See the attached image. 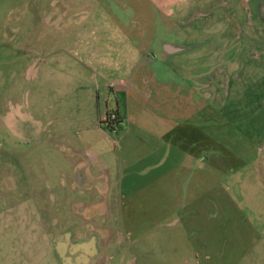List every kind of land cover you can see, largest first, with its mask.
<instances>
[{
    "label": "rangeland",
    "instance_id": "obj_1",
    "mask_svg": "<svg viewBox=\"0 0 264 264\" xmlns=\"http://www.w3.org/2000/svg\"><path fill=\"white\" fill-rule=\"evenodd\" d=\"M0 264H264V0H0Z\"/></svg>",
    "mask_w": 264,
    "mask_h": 264
},
{
    "label": "crops",
    "instance_id": "obj_2",
    "mask_svg": "<svg viewBox=\"0 0 264 264\" xmlns=\"http://www.w3.org/2000/svg\"><path fill=\"white\" fill-rule=\"evenodd\" d=\"M118 25V24H117ZM144 31V30H143ZM163 32L164 33H166V32H168V30H163ZM132 33V32H131ZM145 32H143L142 34H144ZM164 33H163V36H165L164 35ZM126 35H129V33H125ZM133 34V33H132ZM136 34H138V33H136ZM140 48L138 47V50H139ZM183 49L182 48H179V47H176V46H173V45H171V43L170 42H167V41H165V40H160L159 42H157L156 43V41H154V43L152 44V45H150V48L148 49V51H147V55L146 56H144L143 58H142V60L141 61H144V64L145 65H148V64H150V63H154L155 61H156V59H150L151 57H150V53H154V52H156L157 54H158V52H160V54H162V55H160V57L162 58V59H165V54H169V53H171V54H177L178 52H180V51H182ZM104 61V60H103ZM104 62H106V61H104ZM161 62H159V64H160ZM122 82V81H121ZM117 115V114H116ZM169 130L170 131H178L179 130V128H178V126L177 125H175V127H169ZM161 137L162 136H159V138L161 139Z\"/></svg>",
    "mask_w": 264,
    "mask_h": 264
}]
</instances>
